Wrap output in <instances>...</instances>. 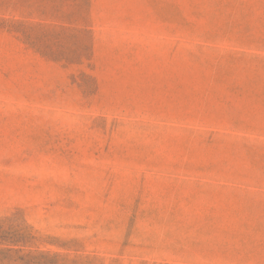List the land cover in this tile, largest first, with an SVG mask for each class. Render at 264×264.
I'll list each match as a JSON object with an SVG mask.
<instances>
[{"label": "rangeland", "instance_id": "1", "mask_svg": "<svg viewBox=\"0 0 264 264\" xmlns=\"http://www.w3.org/2000/svg\"><path fill=\"white\" fill-rule=\"evenodd\" d=\"M2 256L264 264V0H0Z\"/></svg>", "mask_w": 264, "mask_h": 264}, {"label": "trees", "instance_id": "2", "mask_svg": "<svg viewBox=\"0 0 264 264\" xmlns=\"http://www.w3.org/2000/svg\"><path fill=\"white\" fill-rule=\"evenodd\" d=\"M6 252H10V250H7ZM11 263H16V261L12 260L8 256H2V258H0V264H11Z\"/></svg>", "mask_w": 264, "mask_h": 264}]
</instances>
